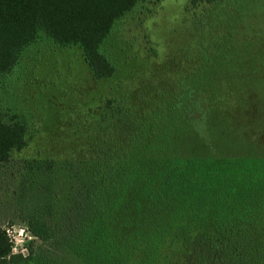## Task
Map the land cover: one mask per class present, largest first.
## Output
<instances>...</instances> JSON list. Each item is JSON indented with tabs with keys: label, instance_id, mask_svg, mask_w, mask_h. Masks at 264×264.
<instances>
[{
	"label": "rangeland",
	"instance_id": "obj_1",
	"mask_svg": "<svg viewBox=\"0 0 264 264\" xmlns=\"http://www.w3.org/2000/svg\"><path fill=\"white\" fill-rule=\"evenodd\" d=\"M221 6L222 0L138 2L115 22L102 46L115 70L107 78L92 75L78 44L61 45L41 35L22 52L0 89L33 117L27 145L0 163V228L14 253L30 255L36 264H170L158 250L179 241L184 248L177 264L264 262L258 195L236 224L241 230L233 234L227 228L217 238L238 235L246 246L240 252L221 251L209 231L194 240L195 232L179 224V240L168 238L183 203L205 197L202 187L210 179L220 188L235 187L248 169L257 192L263 184L264 162L226 153L214 159L219 151L209 145H219L221 138L195 142L182 126L180 109L194 107L196 90L182 107L173 104L169 117L163 111L165 100L187 86L179 73L191 63L200 65L189 57L222 44ZM133 74L138 79L130 86ZM157 75L166 83L152 84ZM81 182L96 184L90 213L72 201ZM34 220L45 224V239L30 233ZM136 244L142 253L130 259ZM189 245L194 248L186 256ZM198 246L204 248L197 251Z\"/></svg>",
	"mask_w": 264,
	"mask_h": 264
},
{
	"label": "trees",
	"instance_id": "obj_2",
	"mask_svg": "<svg viewBox=\"0 0 264 264\" xmlns=\"http://www.w3.org/2000/svg\"><path fill=\"white\" fill-rule=\"evenodd\" d=\"M141 1L144 0H0V89L6 85L22 52L41 35L61 45H80L94 77L113 76L114 67L102 46L115 22ZM217 14L221 18L217 24L224 30L220 37L222 44L214 47L208 55L202 50L189 57V60H196L200 65L191 63L189 68L179 73V80L187 83V86L165 100L166 108L163 111L169 117L172 105L176 103L182 107L184 99L196 90L194 107L189 104L180 109L184 112L180 115L181 124L187 126L195 142L210 143L213 135H217L221 143L215 145L212 141L209 145V150L219 151L215 152L214 159L222 158V153H226L223 156L227 158L264 162V0H222ZM132 76L130 86L134 83L135 74ZM151 83H166V78L157 75ZM2 93L0 163L7 161L13 151L27 145V134L31 132L33 123V117L18 109L8 91L4 89ZM187 136L186 143H192ZM115 152L120 153L119 150ZM245 172V181L241 180L235 187L224 185L220 188L216 178L210 179L206 186L201 184L205 197L183 203L173 221L175 229L169 240H179L176 232L179 231V224L180 229L195 232L194 240L209 231L216 236L215 241L219 242L223 252L246 249L242 245L244 242L238 240V235L226 241L217 240L221 234L225 235L222 231L227 228L233 234L241 230L236 224L240 222L241 214L252 209L249 204L252 196L258 195L264 207V176L257 192L255 187L258 188V185L252 183L256 179L250 176L248 169ZM95 186L89 182L78 184L72 195L78 210L90 213ZM224 224L231 226L224 227ZM29 230L39 239L48 236L45 224L38 220L29 223ZM181 248L184 245L179 241L176 244L167 242L158 251L170 264H177L176 254ZM193 248L189 245L182 253L187 256ZM202 248L204 246L196 247L197 251ZM141 249L137 248L130 259L140 256ZM260 251L263 255L264 247ZM0 264H36L30 255L12 251V240L2 228Z\"/></svg>",
	"mask_w": 264,
	"mask_h": 264
}]
</instances>
